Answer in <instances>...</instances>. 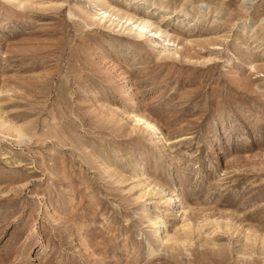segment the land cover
Returning a JSON list of instances; mask_svg holds the SVG:
<instances>
[{"label": "rangeland", "instance_id": "rangeland-1", "mask_svg": "<svg viewBox=\"0 0 264 264\" xmlns=\"http://www.w3.org/2000/svg\"><path fill=\"white\" fill-rule=\"evenodd\" d=\"M18 1L0 264H264V0Z\"/></svg>", "mask_w": 264, "mask_h": 264}, {"label": "bare ground", "instance_id": "bare-ground-1", "mask_svg": "<svg viewBox=\"0 0 264 264\" xmlns=\"http://www.w3.org/2000/svg\"><path fill=\"white\" fill-rule=\"evenodd\" d=\"M19 3H21V1L19 0L18 1V4ZM20 5V4H19ZM124 17V21H128V22H131L132 20H133V17L131 16V15H125V16H123ZM138 24V26H140V28H147V27H150V25H152L153 23H151L148 19H146V18H136L134 21H133V24ZM158 27V26H157ZM129 31H130V29H128ZM160 32V30L158 29V28H155V30L153 31V33H159ZM140 35V34H139ZM146 124H147V126L153 131V132H156L157 131V127L154 125V124H152V123H150V122H146ZM13 130H14V132L16 133V134H20V129L17 127H14L13 128ZM168 202H173V203H175V199H174V197H173V195H172V193L170 192L169 193V198H168ZM180 205V204H179ZM179 209H175V212H174V214H176V212H178L179 213ZM154 219V218H153ZM150 221V220H149ZM152 221V220H151ZM150 221V222H151ZM155 223V222H154ZM153 224V223H152ZM157 225V224H156ZM157 236V235H156ZM160 237V236H159ZM162 242V241H161Z\"/></svg>", "mask_w": 264, "mask_h": 264}]
</instances>
